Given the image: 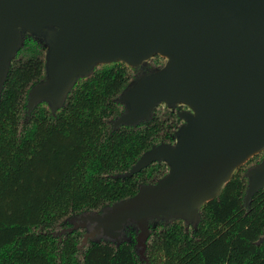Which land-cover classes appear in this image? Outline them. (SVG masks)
<instances>
[{
    "label": "water",
    "instance_id": "obj_1",
    "mask_svg": "<svg viewBox=\"0 0 264 264\" xmlns=\"http://www.w3.org/2000/svg\"><path fill=\"white\" fill-rule=\"evenodd\" d=\"M27 37L41 44L45 70L29 108L61 107L74 83L101 64L136 68L156 55L163 61L117 97L124 111L113 126L147 120L161 104L183 107L174 140L153 144L118 175L155 161L166 173L100 212L71 217L67 231L84 228L82 242L118 244L132 222L144 257L151 220L196 225L200 206L257 154L245 172V205L264 187V0H0V94Z\"/></svg>",
    "mask_w": 264,
    "mask_h": 264
},
{
    "label": "trees",
    "instance_id": "obj_2",
    "mask_svg": "<svg viewBox=\"0 0 264 264\" xmlns=\"http://www.w3.org/2000/svg\"><path fill=\"white\" fill-rule=\"evenodd\" d=\"M162 61L156 55L136 68L101 64L74 83L61 107L37 101L29 108L30 91L45 77L44 58L39 42L23 40L0 94V264H264V187L244 203L245 172L261 154L200 206L196 225L151 220L144 257L132 222L118 244L82 242L84 228L67 231L71 217L100 212L166 173V163L155 161L118 175L153 144L174 140L183 107L161 104L147 120L113 126L124 111L121 91Z\"/></svg>",
    "mask_w": 264,
    "mask_h": 264
}]
</instances>
